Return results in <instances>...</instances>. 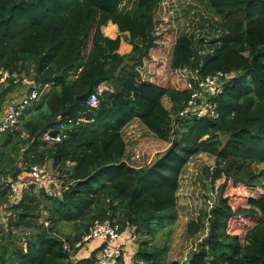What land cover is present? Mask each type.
<instances>
[{"label": "trees", "instance_id": "16d2710c", "mask_svg": "<svg viewBox=\"0 0 264 264\" xmlns=\"http://www.w3.org/2000/svg\"><path fill=\"white\" fill-rule=\"evenodd\" d=\"M162 1L0 0V115L23 97L22 89L40 94L21 118L22 128L1 142L0 209L10 215L8 234L0 237V264H98L102 242L73 253L64 246L74 247L106 219L122 231L134 228L139 238L137 252H124L117 264H264V193L238 209L224 195L228 181L264 188V168L258 167L264 164V0H207L224 20V32L210 52L193 36L176 39L170 68L186 80L182 89L159 82L160 74L147 80L141 72L162 40L156 27ZM109 23L127 35L129 54L119 52L121 37L104 34ZM219 72L228 75L216 99L219 119H192L186 128L190 119L179 114L192 95L188 84ZM35 73V83L24 84ZM93 95L96 107L89 105ZM135 120L162 146L145 166L131 163L141 158L138 147L125 160L123 132ZM51 131H60L62 141L47 140ZM198 154L216 158L206 174L212 185L225 179L222 193L189 224L193 236L207 232L193 257L169 261L170 246L161 245L159 235L178 219L183 171ZM20 158L25 170L18 168ZM36 165L58 175L60 193L55 185H36ZM13 182L30 185L10 206ZM238 217L255 222L235 234L229 224ZM64 224L72 235H62ZM20 229L28 236L19 242L13 231Z\"/></svg>", "mask_w": 264, "mask_h": 264}, {"label": "rangeland", "instance_id": "374dc122", "mask_svg": "<svg viewBox=\"0 0 264 264\" xmlns=\"http://www.w3.org/2000/svg\"><path fill=\"white\" fill-rule=\"evenodd\" d=\"M117 26V25H116ZM224 20L220 18L209 7L207 0H163L160 9L156 15L157 33L161 34L162 40L159 47L151 53V61L146 62L141 68L142 75L145 79L151 80L160 74L159 82L173 88H186V80L179 72H174L170 68L172 60L173 46L176 39L182 35H190L201 42L198 47L205 52H210L212 42L221 38L224 32ZM118 28V27H117ZM104 34L110 38L116 39L121 37V54H129L132 46L127 41V35L121 34L119 30L116 35L108 33L107 26L103 28ZM91 46V44H89ZM184 75V74H183ZM190 75V73L188 74ZM196 77L195 75H193ZM188 77V76H187ZM192 77V76H191ZM193 78V77H192ZM30 79V78H29ZM29 79H25L24 84H29ZM34 84V83H33ZM31 87L34 85H30ZM105 87H102L104 89ZM23 90V89H22ZM21 90V91H22ZM20 91V93H22ZM167 108L171 107L168 99L164 100ZM33 108V107H32ZM30 108V109H32ZM190 119L186 128L191 126ZM23 121L17 125V130L22 128ZM124 138L130 149V154L136 156L137 151L141 158L131 161L134 165H148L152 159L156 158L157 153L162 149L160 141L148 130L139 120H135L124 129ZM138 150L135 151L134 148ZM130 157V158H131ZM153 160V161H154ZM216 158L208 154H198L193 156L183 171L180 182V190L177 194V214L178 219L173 226L166 228L160 235L158 241L161 245L168 244L170 246L169 261H178L184 263L194 250L198 247L207 232L192 235L189 233V224L196 221L200 214L203 213L210 205L211 200L208 199L209 194L206 189L207 184L211 186L210 194L215 198L220 195L222 184L225 179L217 181L212 185V174H206L208 169L214 170ZM24 159L20 158L18 168L25 170ZM259 169L264 168V164L258 166ZM58 178L57 174H48V178ZM20 178H26L22 174ZM26 180V179H25ZM31 184V180H27ZM60 192V191H58ZM264 193V188H249L243 185H236L232 181H228L224 195L229 197L230 204L233 208L238 209L247 207L251 198H260ZM208 196V197H207ZM10 213L4 208L0 209V237L8 234L6 230V222ZM45 221V218L42 219ZM254 220L247 217H238L230 221V230L233 233H241L251 225ZM27 229L14 230L13 234L18 237L19 242L26 240L28 236ZM73 230L69 224H64L62 235L64 237L72 235ZM137 235V234H136ZM88 244V243H86ZM139 238L129 246L126 254L132 256L138 249ZM85 245L82 247L84 248ZM84 252L77 256L78 259L84 257Z\"/></svg>", "mask_w": 264, "mask_h": 264}, {"label": "built area", "instance_id": "2783aa9c", "mask_svg": "<svg viewBox=\"0 0 264 264\" xmlns=\"http://www.w3.org/2000/svg\"><path fill=\"white\" fill-rule=\"evenodd\" d=\"M227 81L228 75L219 72L204 80H200L196 86L189 83L188 87L192 90V95L188 104L179 115L185 119H207L210 121L219 119V105L216 99L224 93ZM39 99L40 94L36 90H33L31 93L26 92L19 101L11 102L7 105L5 113L0 115V147L4 134L15 129L21 118ZM98 102L97 95H93L89 100V105L96 107ZM46 139L59 143L62 141V136L58 134L56 138H52L47 133ZM48 174L51 173L46 167L39 165L32 167V179L38 187H52V185H55L57 190L61 191L62 187L59 181L56 178H48ZM29 185L28 182H13L10 184V206L15 205L16 200L20 199L23 195V188ZM46 226H49L48 222ZM96 241H100L103 244V248L97 255L98 264H117L124 252L130 250L128 249L129 246L137 241V235L134 228L122 231L116 221L106 219L104 221H97L82 240L75 243L74 247H71L66 242L64 249L73 253L77 249H82L86 243L89 244Z\"/></svg>", "mask_w": 264, "mask_h": 264}, {"label": "water", "instance_id": "95a60500", "mask_svg": "<svg viewBox=\"0 0 264 264\" xmlns=\"http://www.w3.org/2000/svg\"><path fill=\"white\" fill-rule=\"evenodd\" d=\"M247 30V25H245V31ZM37 77V73L33 74L30 79H29V83L30 84H33L35 83V78ZM60 133V131H51L49 132V135L52 137V138H56L57 135ZM207 191H208V194H209V198L212 202V204L215 202V198L210 194L211 192V186L209 184H207ZM193 257V254L190 255V259Z\"/></svg>", "mask_w": 264, "mask_h": 264}, {"label": "crops", "instance_id": "0c3cea01", "mask_svg": "<svg viewBox=\"0 0 264 264\" xmlns=\"http://www.w3.org/2000/svg\"><path fill=\"white\" fill-rule=\"evenodd\" d=\"M107 30H108V33H110V34H113V35H116V33H117V31H118V28H117V26L116 25H114L113 23H109V25L107 26ZM112 39H114V38H112ZM30 84V83H29ZM29 87H27V88H24L21 92V95L22 96H24L25 95V93L27 92V89H28ZM20 93V92H19ZM11 103V102H10ZM128 127V126H127ZM126 140V139H125ZM130 149H131V147L129 148V146H128V144H127V153H126V157H125V160L129 163V158H130V156H131V154H130Z\"/></svg>", "mask_w": 264, "mask_h": 264}]
</instances>
